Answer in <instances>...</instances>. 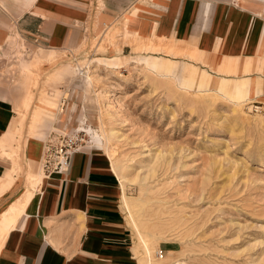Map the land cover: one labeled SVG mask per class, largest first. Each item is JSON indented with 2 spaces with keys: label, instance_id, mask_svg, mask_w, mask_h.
<instances>
[{
  "label": "rangeland",
  "instance_id": "rangeland-1",
  "mask_svg": "<svg viewBox=\"0 0 264 264\" xmlns=\"http://www.w3.org/2000/svg\"><path fill=\"white\" fill-rule=\"evenodd\" d=\"M29 3L0 0V88L15 102L0 136L9 160L0 194L11 187L13 197L0 212L38 190L42 141L58 129L110 163L138 264H264V67L249 56L241 68L238 56L208 64L195 47L163 38L119 51L136 40L100 24V0L76 46L9 38ZM166 241L173 248L160 249Z\"/></svg>",
  "mask_w": 264,
  "mask_h": 264
},
{
  "label": "crops",
  "instance_id": "crops-1",
  "mask_svg": "<svg viewBox=\"0 0 264 264\" xmlns=\"http://www.w3.org/2000/svg\"><path fill=\"white\" fill-rule=\"evenodd\" d=\"M28 1L14 18L17 31L8 37L70 48L82 41L97 0ZM100 2V24L116 23L141 44L169 39L195 47L208 64L217 65L223 55L238 56L241 68L249 56L252 67H264V0ZM136 41L123 42L119 51H134ZM260 88L257 79L250 91ZM14 105L9 91L0 88V136L12 123ZM8 167L0 154V174ZM123 193L105 156L81 146L65 171L42 174L38 191L0 243V264H138L121 211ZM12 197L11 187L1 193L0 208ZM161 248L173 247L166 241Z\"/></svg>",
  "mask_w": 264,
  "mask_h": 264
},
{
  "label": "built area",
  "instance_id": "built-area-1",
  "mask_svg": "<svg viewBox=\"0 0 264 264\" xmlns=\"http://www.w3.org/2000/svg\"><path fill=\"white\" fill-rule=\"evenodd\" d=\"M62 105L63 100L59 102V110ZM79 147L80 145L75 144L74 140L64 132L58 129L49 130L42 141L41 169L43 174L48 176L51 173L65 171L70 155Z\"/></svg>",
  "mask_w": 264,
  "mask_h": 264
},
{
  "label": "bare ground",
  "instance_id": "bare-ground-1",
  "mask_svg": "<svg viewBox=\"0 0 264 264\" xmlns=\"http://www.w3.org/2000/svg\"><path fill=\"white\" fill-rule=\"evenodd\" d=\"M141 61L146 63V66L152 71H155V70L158 69V63L156 61H151V63H149L147 59H144V60H141ZM88 80H89V78H88ZM89 82H90V80H89ZM215 86L217 88H219V89H222L224 87V79L219 81V82H217L215 84ZM43 97H45V96H43ZM42 102H40L41 105H42ZM35 117H34V119H35ZM104 133H105V131H104ZM107 141H108V139H107ZM39 180H40V178H39ZM36 191H38V190L37 189L36 190L35 189L34 190H28L27 192L22 194L21 197H18V198L16 197L15 200H16L17 204L13 203L14 206H12V208H10V210L7 209L6 211L0 212V243H1L2 239H3V237H2L3 234L2 233L6 232L10 227H12V224L14 223V221H16L15 219L18 218L17 216H19L20 213L25 209L27 203L32 199V197H33V195L35 194ZM122 200H123L124 207L129 210V204L127 202V196L125 195V193H123V199ZM12 214H14V216H10ZM6 227H8L7 230H6ZM135 229H136V235H137L138 239L141 238V234L139 233V231L137 229V226L135 227ZM136 250L134 252H136ZM173 264H188V263L183 261V260L176 259V260H173Z\"/></svg>",
  "mask_w": 264,
  "mask_h": 264
}]
</instances>
